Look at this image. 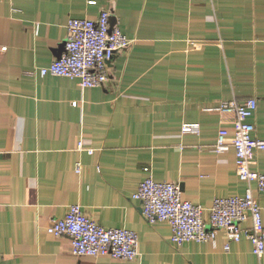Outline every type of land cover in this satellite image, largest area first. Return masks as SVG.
I'll use <instances>...</instances> for the list:
<instances>
[{
    "label": "crops",
    "instance_id": "1",
    "mask_svg": "<svg viewBox=\"0 0 264 264\" xmlns=\"http://www.w3.org/2000/svg\"><path fill=\"white\" fill-rule=\"evenodd\" d=\"M104 10L132 40L108 61L104 85L33 74L63 52L69 19ZM1 46L2 264H264L246 237L226 251L224 230L215 243L175 247L171 226L149 223L133 198L152 175L179 184L209 220L216 198L246 194L235 150L213 147L221 128L233 135L217 111L232 99L258 100L251 121L264 138V0H0ZM185 123L200 132L183 133ZM250 167L264 173V150ZM251 188L264 219V192ZM74 204L106 228L136 231L139 256L73 255L48 226Z\"/></svg>",
    "mask_w": 264,
    "mask_h": 264
},
{
    "label": "built area",
    "instance_id": "2",
    "mask_svg": "<svg viewBox=\"0 0 264 264\" xmlns=\"http://www.w3.org/2000/svg\"><path fill=\"white\" fill-rule=\"evenodd\" d=\"M67 30L61 55L50 66L35 69L33 74L77 79L82 89L99 87L109 79L108 61L132 44L118 26H110L106 10L97 19H69ZM6 50V46L0 47V51ZM257 109L255 97L223 101L217 108L223 121L233 125V135L227 128H221L213 150L220 153L230 148L235 150L238 176L248 184V188L244 196L216 198L209 220L204 219L202 206L183 198L179 184L158 182L152 175L140 183L133 198L140 202L142 214L149 223L166 222L171 226V242L175 247H181L188 241L215 243L218 231L224 230L226 251L230 250V242L246 237L252 242L255 255L259 259L264 256L263 207L251 188L252 183H256L259 191L264 192V173L252 171L250 167L255 152L264 150V138L254 135L256 125L251 121ZM200 129L197 123H185L182 127L185 134H197ZM79 148L84 149L83 143ZM87 150L90 154L95 152V149ZM80 169L79 164L77 171ZM248 221H251V226H243ZM48 232L56 237L68 236L72 254L78 257L110 256L134 260L139 256L136 231L106 228L90 218L80 204L71 205L64 218L53 220ZM2 260L0 252V264Z\"/></svg>",
    "mask_w": 264,
    "mask_h": 264
}]
</instances>
